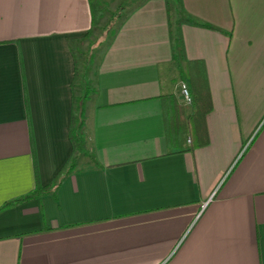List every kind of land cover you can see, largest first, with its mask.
<instances>
[{"label": "crops", "instance_id": "0c3cea01", "mask_svg": "<svg viewBox=\"0 0 264 264\" xmlns=\"http://www.w3.org/2000/svg\"><path fill=\"white\" fill-rule=\"evenodd\" d=\"M180 4L195 25L140 0L103 43L82 129L92 160L68 172L89 0H0V208L59 182L0 212V264H264V0ZM177 36L210 108L191 150L165 138L160 101L183 105Z\"/></svg>", "mask_w": 264, "mask_h": 264}, {"label": "trees", "instance_id": "16d2710c", "mask_svg": "<svg viewBox=\"0 0 264 264\" xmlns=\"http://www.w3.org/2000/svg\"><path fill=\"white\" fill-rule=\"evenodd\" d=\"M165 4V10L167 13L168 21H170V13L172 12V7L168 0H163ZM174 3L178 6V18L175 21V24L178 26L180 24L186 25H195L191 20L185 18L184 13L181 9L180 0H173ZM140 3L137 2L131 6L128 10H131L136 5ZM89 9H90V23L91 27H96L104 17V10L101 8L97 0H89ZM125 15H120L117 13L115 16L110 15L109 21L116 20L117 23ZM113 31L108 33V35L100 41V43H106V39L110 38ZM89 32L86 34L85 38L88 37ZM172 67L176 70V73L179 77L187 83V90L190 97V104L188 106L180 105L175 99L172 93H167L161 96L160 101L162 105L163 117L165 118L164 130L165 138L168 141H171L172 144L175 143L176 146L181 147L185 141V137L189 139V150L203 146L207 143V138L205 136V130L203 127L204 117L209 111V101L207 95V88L205 83V76L203 72V67L200 63L195 61H188L184 58L182 43L177 36L172 38ZM76 65V63H75ZM77 78V70L75 69V80ZM93 87L89 84L87 91L83 94L82 103L77 105V100L73 94V103L71 111V119L68 127V138L72 148V154L67 162L66 171L70 172L74 167L73 157L75 153H82L84 148V141L82 135V129L84 127L85 119V104L90 99V95L93 93ZM74 93V86H73ZM89 159L91 157L89 156ZM57 184H51L44 188L35 187V189L13 201L4 204L0 208V212L6 208L20 202H25L35 197H38L46 192L47 188Z\"/></svg>", "mask_w": 264, "mask_h": 264}, {"label": "rangeland", "instance_id": "374dc122", "mask_svg": "<svg viewBox=\"0 0 264 264\" xmlns=\"http://www.w3.org/2000/svg\"><path fill=\"white\" fill-rule=\"evenodd\" d=\"M140 0H117L113 5L108 7H101L104 10V17L100 23L89 32L88 37L84 38L81 44L75 45L73 48L76 62H77V78L74 84V97L77 100V105L82 103L83 94L87 91L89 87V71L91 70L92 65H94V58L98 54L99 50L103 46V42L100 41L105 38L108 33L114 30L117 25V21H109L110 15L114 16L119 13L120 15L124 14L131 6ZM170 6L174 7V1L168 0ZM175 14L173 13L172 19H174ZM92 64V65H91ZM171 78H173L174 85L177 90V99L179 94V85L182 83L186 85L185 81L179 77L176 73V70H173L171 73ZM88 153L83 148L82 153H75L73 157L74 164L77 161H86L88 160Z\"/></svg>", "mask_w": 264, "mask_h": 264}, {"label": "built area", "instance_id": "2783aa9c", "mask_svg": "<svg viewBox=\"0 0 264 264\" xmlns=\"http://www.w3.org/2000/svg\"><path fill=\"white\" fill-rule=\"evenodd\" d=\"M179 99H180V103L183 104L184 106H188L190 104V97L188 94V90L186 85L184 84H180L179 85Z\"/></svg>", "mask_w": 264, "mask_h": 264}]
</instances>
